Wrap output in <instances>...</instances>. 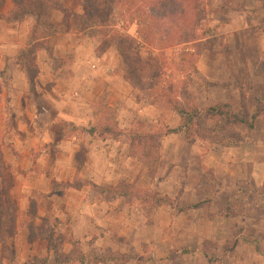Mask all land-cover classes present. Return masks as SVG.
Here are the masks:
<instances>
[{"label":"rangeland","instance_id":"obj_1","mask_svg":"<svg viewBox=\"0 0 264 264\" xmlns=\"http://www.w3.org/2000/svg\"><path fill=\"white\" fill-rule=\"evenodd\" d=\"M120 1L0 0V33L13 31L12 39L0 34V50H12L1 52L20 65L33 92L41 50L51 60L45 89L58 84L64 100L59 111L47 101L45 121L68 119L73 108V122L93 130L97 149L114 147L109 183L86 184L107 189L97 199L123 203L130 226L111 228L112 248L98 250L92 239L72 243L62 262L264 264V172H257L264 166V0L254 34L234 28L239 21L231 12L240 7L232 0L189 2L184 20L178 13L154 32L138 27L136 15L123 14ZM145 13L159 12L142 8L140 20ZM8 87L4 70V161L19 159L12 144L21 133L12 129L29 122L26 113L11 115ZM113 91L129 101L119 103ZM253 114L251 130L233 119L250 122ZM175 128L181 131L167 133ZM52 133L61 137L59 126ZM83 156L81 148L76 160ZM82 184L74 179L71 185ZM57 185L63 191L68 183ZM20 196L11 195L15 202ZM55 241L62 242L59 256L63 240L58 235Z\"/></svg>","mask_w":264,"mask_h":264},{"label":"crops","instance_id":"obj_2","mask_svg":"<svg viewBox=\"0 0 264 264\" xmlns=\"http://www.w3.org/2000/svg\"><path fill=\"white\" fill-rule=\"evenodd\" d=\"M234 2H238L240 7L239 12L235 14L234 11L231 12V17L234 20L238 18L239 21L232 22L235 25L234 28L240 30L242 34L244 32L254 34L257 30L256 21L261 17L259 13L262 0H253V6L248 3V0H232L230 4ZM1 32L2 39H12L13 31ZM10 50L2 49L0 52L6 53ZM1 53L0 73L4 70L7 71L9 87L6 94L10 100L11 115L14 117L26 113L29 120L26 125L19 122L15 128L12 127V134L21 133V138L19 136L20 139H13L12 144L20 154L19 159H7L6 157L5 160L13 177L10 196H21L16 200V233L8 242V251L12 258H1L0 252L1 264H29L33 260L41 258H47V264H64L61 255L66 256L71 251L72 243H83L91 239L93 240L92 247H96L98 250L101 247L112 248L114 245L110 238L111 228L115 225L130 226L124 204L116 200V197L97 199L95 194H99L101 197V193L103 195L107 189L94 191L86 183H91L95 187L109 183V180L114 176L112 172L115 170L113 161H110L113 157L114 147L107 146L106 150L97 149L96 141L83 131L88 130L89 127L85 128V124L80 126L73 122V119L78 115L73 108L66 111V115L70 117L68 119L45 121L46 115L50 112L47 101L52 100L53 110L59 111V105L64 100L61 89H58V84L52 85L53 87L48 88L49 90L45 89V84L51 81L48 74L51 60L46 49L41 50L36 60L40 69L34 78L35 92L30 88V83H28L20 65L11 56L8 59L3 52ZM37 88L40 90L38 91ZM114 94H116L119 103H126L125 100L129 101L126 96H123V93L117 91ZM31 103L33 106L30 107ZM87 109L86 111L83 109L82 119L84 121L90 119L91 110ZM83 113L81 112V114ZM55 126H59L61 137L56 138V135H53L52 129ZM79 132H82L81 139L78 137ZM108 142V140L104 141V143ZM114 144L117 146L118 142L114 141ZM81 148L84 149V156L82 160H76V153ZM257 169L258 173L264 172V166ZM75 178L81 179L84 184L73 187L71 184ZM61 181L68 183L63 191L58 190L57 184ZM91 197L94 198L93 201ZM59 200L60 204L57 205ZM32 201L36 203V217L32 220L33 224L39 227L42 221L53 223L54 230L63 240V249L57 262H54L52 251H48L45 239L38 238L28 242L27 225L30 219L26 216V209ZM74 263L94 264L88 258L80 263L76 261ZM97 264L114 263L108 261Z\"/></svg>","mask_w":264,"mask_h":264},{"label":"trees","instance_id":"obj_3","mask_svg":"<svg viewBox=\"0 0 264 264\" xmlns=\"http://www.w3.org/2000/svg\"><path fill=\"white\" fill-rule=\"evenodd\" d=\"M196 0H121L117 6L122 10V13L129 15H136L138 19L137 26L146 29H150L151 32L156 31L158 24H162L164 20L170 21L173 23V17L179 14L180 20H184V15L186 10L188 9L189 2H194ZM153 13H157L155 16L153 14L149 16L145 13L142 17L139 16V12H141L142 8H149ZM179 11V12H178ZM138 16V17H137ZM153 34V33H149ZM147 38L149 35H147ZM128 38V36H124ZM131 39V38H128ZM149 39V38H148ZM117 51L120 55H124L121 48H117ZM28 83L31 82V79L26 75ZM2 92V90H0ZM0 92V93H1ZM211 111V110H209ZM179 115L183 116V112L179 111ZM256 114L251 116V121L248 122L245 119L235 118L233 119L240 124L246 126L247 129L251 130L254 127V120L256 119ZM187 122L191 121L190 117H186ZM113 125H116V120H113ZM87 132L89 135H93V130H83ZM167 133H178L181 131L180 128H175L172 130H167ZM79 179V178H75ZM80 180V179H79ZM13 187V177L9 170L8 165L5 163L3 154L0 148V247H1V258L11 259L12 256L8 251V242L16 233V210L17 205L16 202L11 198L10 192ZM79 187V186H76ZM29 217L30 222L28 224V242H31L35 239H45L47 242L48 251H52L54 256V262H57V257L62 248V242H58L55 245V238H58V233L54 230L52 226L47 224V222L42 221L41 226L37 228L32 222V220L36 217V203L31 202L29 206ZM47 231V232H46ZM1 264V261H0ZM29 264H47V258L35 259Z\"/></svg>","mask_w":264,"mask_h":264}]
</instances>
